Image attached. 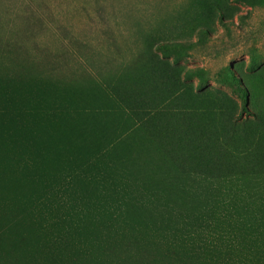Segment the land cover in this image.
<instances>
[{
	"label": "trees",
	"instance_id": "16d2710c",
	"mask_svg": "<svg viewBox=\"0 0 264 264\" xmlns=\"http://www.w3.org/2000/svg\"><path fill=\"white\" fill-rule=\"evenodd\" d=\"M4 43L0 55L7 52ZM15 66L3 78L23 97L39 71ZM75 78L58 81L68 87L58 100L73 111L63 121L54 109L38 156L30 159L35 172L19 178L21 197L13 193L14 203L0 214L6 264H193L194 258L264 264L262 142L234 162L195 159L191 137L183 144L157 124L158 102L148 108L140 93L125 91L108 107L83 97L89 77ZM244 114L255 115L246 99L239 118ZM16 118L22 120V111ZM9 152L0 141V165L5 161L11 173Z\"/></svg>",
	"mask_w": 264,
	"mask_h": 264
},
{
	"label": "rangeland",
	"instance_id": "374dc122",
	"mask_svg": "<svg viewBox=\"0 0 264 264\" xmlns=\"http://www.w3.org/2000/svg\"><path fill=\"white\" fill-rule=\"evenodd\" d=\"M3 42L0 141L15 169L0 165V214L21 197L19 178L35 172L30 159L38 156L54 109L63 121L73 111L58 100L68 93L59 80L89 77L83 97L108 107L125 91L140 93L148 108L158 102L157 124L183 144L191 137L195 159L234 162L256 141L264 144V0H0ZM17 63L39 71L23 97L3 78ZM105 76L112 83L101 86ZM244 99L255 115L239 118ZM108 119L111 126L114 118ZM14 120L22 124L11 126ZM200 260L192 263H225ZM0 264L6 263L0 258Z\"/></svg>",
	"mask_w": 264,
	"mask_h": 264
}]
</instances>
